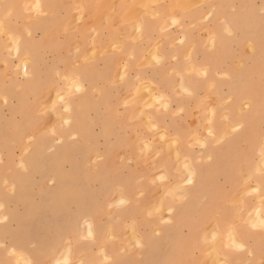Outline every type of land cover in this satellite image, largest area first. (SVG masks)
Instances as JSON below:
<instances>
[{"label":"rangeland","instance_id":"rangeland-1","mask_svg":"<svg viewBox=\"0 0 264 264\" xmlns=\"http://www.w3.org/2000/svg\"><path fill=\"white\" fill-rule=\"evenodd\" d=\"M31 1L33 0H0V17L3 16L6 20L7 29L19 36L22 44L30 49L28 53L26 52L27 54L16 51L14 43H11L13 41H11L10 33L0 32V216L1 221L10 223L12 236L16 237L20 243L29 244L32 248L47 246L59 255L62 264H72L74 262L70 254L72 244L77 239L89 241L95 237V224L101 228L108 225L107 237L122 242L120 236L122 226L128 220L126 215L128 217L129 215L142 216L146 221L155 220L156 217L163 222L175 221L171 203L176 205L186 201L187 191L196 188L198 183L197 172L202 175L203 169L202 164L196 167L191 157L183 156L181 149L187 145L201 147L210 138H213L215 142H228L232 140L231 135L240 129L242 124L237 126L231 124L233 107L236 103L234 95L229 93L220 101L214 83H210L209 93L205 97L207 105L204 107L200 104L197 107L193 131L185 136L171 135L168 128L157 121V113L168 116L172 111L171 98L160 91L159 84L139 78L137 84L128 90L122 83L128 71H124L125 68L121 62L119 63L121 68L115 71L114 78L109 80L106 86H102L103 88L97 85L90 87L83 83L80 73L65 69L63 59L67 61L71 57V65L81 67L86 61L97 63L101 55L121 49L120 42L112 40L109 41L108 46L100 47L98 30L93 29L94 25H88L90 24L87 22L90 21L89 8L86 5L83 6L80 0H62L63 2L54 0V2L57 1L58 7L53 14L48 8L41 11L35 10L36 6ZM82 1L85 4V1ZM112 1L111 3L114 4V0ZM144 1L147 0H139L136 8L152 9L157 0ZM191 1L198 3L201 0ZM256 1L259 13H264V5H260L262 0ZM113 4L108 3L109 6L112 5L110 9L115 8ZM106 9L109 10L110 15L107 17L110 18L114 11L111 10V13L110 9L107 7ZM72 13L74 16L76 14V19L74 16L72 19ZM82 13L85 14L84 18L81 17ZM158 14L160 15L159 12ZM239 17H242V20L237 33L242 38L236 42V50H241V55L248 57L246 59L238 54L236 63L243 69L236 76L244 83L252 77L246 69L248 61L252 57H257L260 51L257 50V45L251 37V32H255L250 28L253 22L249 23L246 20L249 12L243 10ZM165 18L169 21L167 27L178 23L175 17ZM42 19L45 20L46 26ZM205 19L206 24H212L214 18L211 17V12L205 16ZM69 20L72 23L69 24ZM57 21L60 23L62 21V30H59ZM221 21L227 33L235 31L230 27L226 17L222 16ZM255 22H258L259 31H264V17H260ZM83 24L88 25L89 28L84 30ZM54 25L55 30H51ZM194 27L198 29L199 25L195 23ZM203 31L207 33L206 44L212 50L216 40L214 30L205 26ZM262 36L261 38L264 39V33ZM86 40L88 43L85 52L82 53ZM228 47L234 49V43H229ZM93 53L95 58L92 57ZM25 54L26 57L29 54V59L25 57ZM150 56L151 59L158 61L155 51ZM260 56L264 61V52L259 53L258 57ZM22 58L26 60L23 59V62ZM224 60L228 62V58ZM33 65L36 67L35 73L31 70ZM122 69L125 72L124 77ZM204 71L207 73L206 70H198L192 66L184 71L170 70L169 76L178 77V81L172 84L173 89L179 94H191L192 91L182 84L181 77L188 73L201 75ZM254 72L261 74L257 77L260 79L259 83L264 85V65ZM219 75L225 79L234 80V74L229 71L220 72ZM98 76L97 74L94 78L97 79ZM31 79L33 82L29 84ZM75 79H79L81 83ZM77 83L81 86L78 87ZM149 85L154 86L150 88ZM228 86H224L226 90ZM47 98H50V111L47 108H41L42 105L45 106V103L47 105ZM152 98L158 100L153 101ZM159 101L163 103L162 106ZM156 102L158 103L155 104ZM219 104L226 106L219 121H222L227 129L225 127L221 135L215 132L214 127L217 121L216 107ZM240 104L241 106L237 108L242 115L252 107L248 98L241 100ZM127 111H129L128 114ZM143 111L148 114H143ZM203 111L209 113L205 123H202ZM45 123L47 125L53 123V125L47 126L49 127L47 129ZM259 141L263 143V148L258 150L260 158L254 170L264 172V138ZM166 156L174 159L176 165L173 167L164 165L162 162ZM206 159H211V156ZM197 160H204V158L199 154ZM163 171L166 174H162ZM241 171L243 174L241 187L229 201L237 206L239 221L262 222L259 218L262 216L264 220V191H261L259 183L246 173L244 168ZM191 172L194 173L193 176ZM226 176L229 178L230 173ZM225 185L226 190H232L235 183L232 179L225 182L211 179L207 187L214 192L221 190V187L223 189ZM182 193L184 196L180 195ZM241 194L244 198L247 195L256 194L259 196V204L254 209L248 208ZM131 206L133 209H130ZM258 213L262 215L259 216ZM242 214H245L244 218ZM255 214L257 215L254 216ZM219 216V214L213 216L211 225L206 230L209 238L208 251L212 256L221 254L218 244L224 239L229 246L239 242L238 239L232 240V231L237 237L233 227H229L222 238L223 234L218 228ZM257 216L260 221L255 218ZM90 222L92 225H88ZM89 228L91 231L88 230ZM111 232L115 236L112 237ZM133 232L138 235L137 229L132 225L126 237L133 239L136 235ZM171 232L177 238L176 249L181 248L184 251L186 245L181 240L183 231L174 229ZM157 233H161V230H157ZM32 242L33 244H30ZM62 244H64L63 249L57 251L56 248ZM68 247L71 248L68 250ZM13 253L16 254L18 264H24L25 258L29 260V257L23 258L19 251H13ZM22 253L26 255L25 252L22 251ZM103 256L105 260L111 259L110 255ZM51 263H54L53 259Z\"/></svg>","mask_w":264,"mask_h":264},{"label":"crops","instance_id":"crops-1","mask_svg":"<svg viewBox=\"0 0 264 264\" xmlns=\"http://www.w3.org/2000/svg\"><path fill=\"white\" fill-rule=\"evenodd\" d=\"M89 1L85 0V4L89 10L92 6V14L89 11L91 24V21L96 19L93 17L96 16L93 15V5L99 0H91V3ZM135 2L136 0H114L115 13L113 12L108 20L103 18V15L105 17L103 14L99 15L101 16L99 19L97 17L98 20H95L94 24H89L94 25V29L98 30L101 48L108 46L109 41L112 40L120 42V47L123 46L119 51L101 55L97 63L86 61L81 67L72 66L71 57L67 61L63 59L65 69L80 73L83 83L90 87H95V85L102 87L114 78L115 71L121 68L119 67L121 62L128 71L127 77L122 82L128 90L137 84L139 78L159 84L160 91L162 90L165 96L171 98L170 109L172 111L168 116L157 113V121L163 127H167L173 136H185L193 131L196 109L200 104L204 107L207 105L205 97L209 93L210 83H214L220 101L225 99L229 93L234 95L236 103L233 107L231 124L236 126L242 124V127L231 135L232 140L228 142H215L213 138H210L201 147L187 145L181 149L183 156L191 157L196 167L202 164L203 169L202 175L197 172L198 183L196 188L187 191L186 201L176 205L170 202L173 204L175 221L163 222L159 217H156L155 221H146L142 216L130 215L128 217L126 215L128 220L123 224L120 236L123 243L107 237L108 225L101 228L95 224L94 240L77 239L73 243L71 254L74 262L72 264H79L82 259L84 261L82 260L81 264H264V221L258 224L254 221H239L238 208L229 201L241 187L242 168L260 183L259 188L264 191V172L254 170L260 158L258 150L263 148V143L259 139L264 138V85L259 83L260 79L257 77L261 74L254 72L264 65L263 57H258L259 53L264 52V39L261 38L264 31H259L258 22L255 21L264 17V13H259L256 0H201L198 3H193L191 0H157L153 6L154 10L137 9L135 7L137 2ZM260 5H264V0ZM132 6L136 9V12L133 11L135 14L132 12L130 14ZM105 10L106 8L103 9L104 12ZM243 10L249 12L246 20L249 23L253 22L250 28L255 32H251V37L257 45V50L260 51L257 57H252L253 60L248 61L246 69L252 77L244 83L236 76L243 69L236 63L238 54L241 55V50H236V42L242 38L237 33V29L241 26L242 17L239 15ZM210 12L214 19L212 24H206L205 16ZM222 16L228 19L230 27L235 30L233 33H227L221 21ZM165 17H175L178 23L167 27L169 21ZM195 23L199 25L198 29H195ZM59 26V30H62V21L59 22ZM205 26L212 28L216 36L212 50L206 44L207 33L203 31ZM88 28V25L83 24L84 30ZM87 43L88 41L84 42L82 53L85 52ZM229 43H234V49L228 47ZM153 51L157 53L158 61L149 59ZM243 57L247 59L248 56ZM224 58H228V62ZM191 66L206 70L207 73L185 74L182 77V83L192 93L179 94L172 85L178 81V77L169 76V71H184ZM223 71L234 74V80L220 77L219 73ZM97 74L99 76L96 79L94 77ZM225 85H229L228 90L225 89ZM245 98H248L252 107L242 115L237 107L241 106L240 102ZM224 107L226 106L221 104L216 107L217 121L214 127L219 135L226 127L222 121H219L225 111ZM208 117L209 113L203 111L202 123H205ZM259 121L261 122L258 123ZM199 154L204 160H197ZM208 156H211V159H206ZM162 163L169 167L176 165V161L167 156ZM229 173L230 177L227 178L226 175ZM211 179L224 182L232 179L235 185L232 190H226L225 185L223 189L221 187V190L212 192L207 187ZM244 203L248 208L254 209L259 204V198L256 194H250L245 197ZM130 209H133V206ZM216 214L220 215L218 228L223 234L221 237L224 238L227 229L233 227L238 243L242 245L239 247V244L235 243L229 246L226 245L224 239L218 244L221 254L212 256L208 251L209 238L206 230ZM244 217L245 214H242V218ZM131 225L137 229V236H139H135L134 241L126 237ZM174 229H180L184 233L181 235V240L186 245L184 251L181 248L176 249L177 238L171 232ZM157 230H161V233H157ZM63 247L64 244L59 245L56 250L61 251ZM13 251L25 252L29 257V262L31 261L30 264H52V259L53 264H62L59 255L49 247L43 245L32 248L29 244L20 243L16 237L12 236L10 223L1 221L0 216V264H18ZM104 252L110 255L111 259L105 260Z\"/></svg>","mask_w":264,"mask_h":264},{"label":"bare ground","instance_id":"bare-ground-1","mask_svg":"<svg viewBox=\"0 0 264 264\" xmlns=\"http://www.w3.org/2000/svg\"><path fill=\"white\" fill-rule=\"evenodd\" d=\"M25 1H28V0H25ZM84 1H85V0H84ZM90 1H91V0H90ZM90 1H89V2H90ZM104 1H105V3H104ZM106 1H107L109 4H113V3H111L112 0H111V1H110V0H99V1L96 2V4L93 5V7H94V8H93V12H94L93 15L95 14L96 16H93V15H92V16L94 17V19L96 18V19H95L96 21H97V20L99 19V17H101L103 14H106L105 17H104V15H103V18H105V19L108 18L107 16L110 15L109 10L106 9V10H105L106 12L103 11V9L106 8V7H104V6H107L108 9H110V7H112V5L109 6L108 3H107ZM138 1H139V0H137L136 2L138 3ZM147 1H148V2H151L150 0H147ZM147 1H144V2H147ZM79 2H80L83 6H84V5H87V4H84L82 0H80ZM112 2H113V1H112ZM124 2H125V1H124ZM136 2H135V3H136ZM144 2H143V3H144ZM193 2H194V1H193ZM31 3H32V4L34 3V5L36 6V9H35V10H37V11H41V10H45V8H48L53 14H55V10H56L57 7H58L57 1L54 2V0H33V1H31ZM90 3H91V2H90ZM103 3H104L105 5H103ZM106 3H107V4H106ZM132 3H133V2H132ZM137 3H136L137 6H135V7H138V4H137ZM141 3H142V2H141ZM178 3H179V2H178ZM187 3H188V2H187ZM189 3H190V2H189ZM194 3H195V2H194ZM115 4H116V3H115ZM122 4H123V3H122ZM139 4H140V3H139ZM146 4H147V3H146ZM174 4H175V3H174ZM192 4H193V3H192ZM88 5H89V4H88ZM102 5H103V7H102ZM113 5H114V4H113ZM124 5H125V4H124ZM133 5H134V4H133ZM147 5H148V4H147ZM152 5H153V4H152ZM152 5H151V6H152ZM187 5H188V4H187ZM29 6H30V5H29ZM69 6H70V5H69ZM90 6H91V4H90ZM90 6H89V7H90ZM108 6H109V7H108ZM114 6H115V5H114ZM114 6H113V8H114ZM142 6H144V5H142ZM153 6H154V5H153ZM175 6H177V5L175 4ZM190 6H191V5H190ZM77 7L79 8L78 4H77ZM135 7L132 6V9H133V8H134V9H133V10L130 9V14H131V12L134 13V12H133L134 10H135V12H136ZM149 7H150V4H149ZM91 8H92V6L90 7V10H89L90 13H91V10H92ZM102 8H103V9H102ZM176 8H177V7H176ZM139 9H140V8H139ZM147 9H149V8H147ZM157 9H158V8H157ZM111 10H112V12L114 11V9H110V12H111ZM121 10H122V9H121ZM140 10H141V9H140ZM142 10H143V9H142ZM152 10H154V7H152ZM37 11H35V12H37ZM87 11H88V10H87ZM87 11H85V12H87ZM112 12H111V13H112ZM183 12H184V11H183ZM37 13H38V12H37ZM37 13H36V14H37ZM74 13H75V12H74ZM74 13H72V19L76 16V14H75V16L73 15ZM88 13H89V12H88ZM88 13H86V14H88ZM90 13H89V14H90ZM107 13H108V15H107ZM114 13H115V12H114ZM137 13H138V10H137ZM139 13H140V11H139ZM91 14H92V13H91ZM134 14H135V13H134ZM37 15H38V14H37ZM37 15H35V16H37ZM84 15H85V14H84ZM84 15H83V13H82L81 17L84 18ZM99 15H101V16H99ZM111 15H112V14H111ZM73 16H74V17H73ZM86 16H87V15H86ZM86 16H85V17H86ZM92 16H90V17H92ZM130 16H131V15H130ZM132 16H133V14H132ZM138 16H139V15H138ZM138 16H137V17H138ZM37 17H38V16H37ZM54 17H55V16H54ZM97 17H98V19H97ZM117 17H118V16H117ZM103 18H102V21H103ZM75 19H76V17H75ZM79 19H81V18H79ZM90 19H91V18H90ZM42 20H43V19H42ZM70 20H71V19H70ZM70 20H69V22H68L69 24H70V22L72 23V21H70ZM82 20H83V19H82ZM86 20H88V19H86ZM92 20H93V18H92ZM95 20H94V21H91V22L94 24V23H95ZM138 20H140V18H139ZM138 20H137V21H138ZM80 21H81V20H80ZM100 21H101V20H100ZM100 21H99V22H100ZM159 21H161V20H159ZM167 21H168V20H167ZM57 22H59V21H57ZM87 22H89V21H87ZM87 22H86V23H87ZM104 22H105V21H104ZM140 22H141V21H140ZM43 23H44L45 26H46V22H45V20H43ZM89 23H90V22H89ZM97 24H98V23H97ZM100 24H101V23H100ZM140 24H141V23H140ZM75 25H77V24H75ZM88 25H89V24H88ZM90 25H91V24H90ZM165 25H166V24H165ZM60 26H61V25H60ZM60 26H59V27H60ZM7 27H8V26H7V23H6V20L4 19V17H3V16L0 17V32H3V31H6V32H7V31H8V34L10 33V37L12 38L11 41H13V42H11L10 40H9V41H10L11 43H14V45H15V50H16V51H19V52H22V53H26V52L28 53L30 49L27 48V46H24V45L22 44V42L20 41L19 36L15 35V34H14L13 32H11V31H9V30L7 29ZM52 27L54 28L55 25L52 26ZM78 27H79V24H78L77 28H78ZM94 27H95V26H94ZM94 27H93V29H94ZM117 27H118V26H117ZM130 27H131V26H130ZM53 28H52L51 30H55V28H54V29H53ZM74 28H75V26H74ZM60 29H61V28H60ZM98 29H99V28H98ZM229 29H230V28H229ZM112 31H113V30H112ZM140 32H141V31H140ZM136 33H137V32H136ZM138 34H139V33H138ZM139 35H140V34H139ZM109 36H110V35H109ZM116 36H117V35H116ZM140 36H141V35H140ZM136 37H137V36H136ZM143 37H144V36H143ZM77 38H78V37H77ZM122 38H123V37H122ZM116 39H117V38H116ZM81 40H82V39H81ZM113 40H114V39H113ZM86 41H87V40H86ZM135 41H136V40H135ZM10 42H9V43H10ZM132 42H133V41H132ZM79 43H80V41H79ZM95 44H96V43H95ZM132 44H133V43H132ZM212 44H213V43H212ZM5 45H6V44H5ZM77 45H78V44H77ZM110 45H111V44H110ZM96 46H97V45H96ZM96 46H95V47H96ZM115 46H116V45H115ZM148 46H149V45H148ZM78 47H79V45H78ZM121 47H123V46H121ZM109 50H112V49H109ZM95 51H96V50H95ZM137 51H138V50H137ZM149 51H150V49L148 50V52H149ZM81 52H82V51H81ZM27 53H26V54H27ZM158 53H159V52H158ZM26 54H25V57H26ZM147 54H149V53H147ZM20 55H21V54H20ZM28 55H29V54H28ZM28 55H27L26 58H28ZM75 55H76V53H75ZM91 55H92V54H91ZM91 55H90V56H91ZM22 56H23V55H22ZM189 56H190V55H189ZM92 57H94V53H93V56H92ZM155 57H156V56H155ZM26 58H25V59L22 58V61L24 62V60H26ZM94 58H95V57H94ZM157 58H158V57H157ZM23 59H24V60H23ZM28 59H29V58H28ZM80 59H81V58H80ZM149 59H151V58H149ZM155 59H156V58H155ZM77 60H78V59H77ZM27 61H28V60H27ZM29 61H30V60H29ZM81 62H82V61H81ZM79 63H80V62H79ZM145 63H146V62H145ZM152 63H153V62H152ZM150 67H151V66H150ZM152 67H153V66H152ZM164 67H165V66H164ZM35 68H36L35 65H33V67L31 68L32 72L35 71ZM164 70H165V69H164ZM193 70H194V69H193ZM198 70H199V69H198ZM124 71H125V69H124ZM124 71H123V69H122V72H124ZM34 73H35V72H34ZM203 73H205V71H204ZM124 76H125V72H124V74H123V77H124ZM179 76H180V75H179ZM180 77H181V76H180ZM75 78H76V77H75ZM175 78H176V77H175ZM181 78H182V77H181ZM120 79H122V77H121ZM75 80H76V79H75ZM78 80H79V79H77L76 81L79 82ZM73 81H74V79H73ZM32 82H33V80L31 79V80L29 81V84L32 83ZM181 82H182V80H181ZM181 82H180V83H181ZM71 83H72V82H71ZM79 83H81V82H79ZM79 83H77L78 87L81 86V85H79ZM180 83H179V84H180ZM182 84H183V83H182ZM66 85H67V84H66ZM153 86H154V85H153ZM153 86H150V85H149L150 88H153ZM158 88H159V87H158ZM51 89H52V88H51ZM98 90H99V89H98ZM145 90H146V89H145ZM147 91H148V90H147ZM150 91H151V90H150ZM161 91H162V90H161ZM55 92H56V91H55ZM118 92H119V91H118ZM140 92H142V91L140 90ZM143 92H144V91H143ZM145 92H146V91H145ZM171 92H172V91H171ZM147 93H148V92H147ZM175 93H176V92H175ZM140 94H141V93H140ZM140 94H139V95H140ZM151 94H152V93H151ZM157 94H158V93H157ZM135 95L137 96V94H135ZM135 95H134V96H135ZM159 95H160V94H159ZM66 96H67V94H66ZM41 97H42V96H41ZM48 97H49V96H48ZM131 97H132V96H131ZM144 97H145V96H144ZM154 97H156V96H154ZM60 98H61V97H60ZM156 98H157V97H156ZM156 98H155V99L152 98V100H153V101H154V100H158V99H156ZM158 98H161V100H164V98L162 99V97H159V96H158ZM40 99H41V98H40ZM49 99H50V98H49ZM49 99H48V98L46 99L47 105L50 103V102H49V101H50ZM51 99H52V98H51ZM55 99H56V98H55ZM63 100H64V99H63ZM130 100H131V99H130ZM159 100H160V99H159ZM161 100H160V101H161ZM207 100H208V99H207ZM56 101H57V100H56ZM65 101H66V100H65ZM136 101H137V100H136ZM148 101H149V100H147V102H148ZM150 101H151V98H150ZM150 101H149V102H150ZM160 101H159V102H160ZM43 102H45V100H44ZM51 102H52V101H51ZM66 102H67V101H66ZM151 102H152V101H151ZM151 102H150V104H151ZM161 102H162V101H161ZM161 102H160V106H162V104H163V103H161ZM165 102H166V101H165ZM157 103H158V102H156L155 104H157ZM167 103H168V102H167ZM52 104H54V103H52ZM128 104H129V103H128ZM135 104H136V103H135ZM47 105H46V103H45V106H47ZM137 105H138V104H137ZM45 106L42 105L41 108H42V109H46V108H47V110H49V108H50V104H49V106H47V107H45ZM164 106H165V105H164ZM34 108H35V107H33V109H34ZM140 108H142V107H140ZM136 109H137V107H136ZM136 109H135V110H136ZM143 109H145V108H143ZM34 110H35V109H34ZM47 110H46V111H47ZM141 110H142V109H141ZM49 111H50V110H49ZM135 112H136V111H135ZM212 112H213V111H212ZM39 113H40V112H39ZM41 113H42V112H41ZM55 113H56V114H55ZM55 113H54V114L57 116V112H55ZM142 113L144 114V113H147V112L143 111ZM51 114H52V113H51ZM147 114H148V113H147ZM42 115H43V114H42ZM48 116H49V115H48ZM51 116H52V115H51ZM137 116H138V115H137ZM140 116H141V113L139 114V117H140ZM143 116H144V115H143ZM144 117H145V116H144ZM53 118H59V117H53ZM60 118H62V117L60 116ZM63 118H65V117H63ZM146 119H148V118L146 117ZM49 120H50V119H49ZM61 120H62V119H61ZM144 120H145V119H144ZM149 120H150V119H149ZM151 120H152V119H151ZM151 120H150V121H151ZM53 121H55V120H53ZM147 121H148V120H147ZM48 122H49V121H48ZM148 123H149V122H148ZM49 124H50V125H53V123H49ZM155 124H156V123H155ZM50 125H47V124L45 123V128L48 129L49 127H47V126H50ZM156 125H157V124H156ZM42 126H43V125H42ZM50 127H51V126H50ZM150 127H151V126H150ZM158 127H159V126H158ZM208 127H209V126H208ZM52 128H54V127H52ZM154 129H155V128H154ZM161 130H162V129H161ZM210 130H212V129H210ZM33 131H34V130H33ZM52 131H53V130H52ZM159 131H160V130H159ZM165 132H166V131H165ZM163 133H164V132H163ZM166 134H167V133H166ZM214 134H216V133H214ZM212 135H213V134H212ZM157 136H158V135H157ZM162 136H163L164 138L166 137V136H164V135H162ZM220 137H221V136H220ZM136 138H137V136H136ZM142 138H143V137H142ZM158 138H159V136H158ZM164 140H165V139H163V141H164ZM169 140H170V139H169ZM142 141H143V140H142ZM160 141H161V139H160ZM204 141H206V140H204ZM138 142H139V141H138ZM203 143H205V142H203ZM176 144H177V143H176ZM194 144H195V143H194ZM141 145H142V144H141ZM150 145H151V144H150ZM147 146H149V145H147ZM131 147H132V146H131ZM145 147H146V146H145ZM150 147H151V146H150ZM169 147H170V146H169ZM173 147H175V145H173ZM148 148H149V147H148ZM148 150H149V149H148ZM177 151H179V150L177 149ZM146 152H147V151H146ZM146 152H145V153H146ZM154 152H155V151H154ZM154 152H153V153H154ZM175 153H177V152H175ZM175 153H174V154H175ZM124 154H125V153H124ZM122 155H123V154H122ZM176 156H177V154H176ZM155 158H156V157H155ZM153 159H154V158H153ZM121 160H122V159H121ZM151 160H152V159H151ZM156 160H157V159H156ZM181 161H182V160H181ZM188 161H189V160H188ZM153 162H154V161H153ZM157 162H159V160H158ZM151 163H152V162H151ZM154 163H155V162H154ZM182 163H183V162H182ZM157 164H158V163H157ZM262 164H263V163H262ZM263 165H264V164H263ZM263 165H262V166H263ZM110 166H111V165H110ZM121 166H122V165H121ZM186 166L188 167V163H187ZM189 166H190V165H189ZM183 167H185V166H183ZM190 168H191V167H190ZM192 168H193V167H192ZM95 169H96V168H95ZM186 169H187V168H186ZM189 170H190V169H189ZM193 172H194V171H193ZM163 173L166 174L164 171L162 172V174H163ZM189 173H190V172H189ZM191 174H192V176L194 175V173H192V172H191ZM189 175H190V174H189ZM192 176H190V177L192 178ZM163 177H164V176H163ZM20 178H21V176H20ZM26 178H27V177H26ZM154 178H155V177H154ZM21 179H22V178H21ZM164 179H165V178H164ZM156 180H157V179H156ZM160 180H161V179H160ZM181 180H182V179H181ZM188 182H189V181H188ZM188 182H187V183H188ZM259 184H260V183H259ZM161 185H162V184H161ZM177 185H178V183H177ZM180 185H181V184H180ZM248 185H249V184H248ZM252 186H253V185H252ZM249 188H250V186H249ZM163 189H164V188H163ZM162 191H163V190H162ZM165 191H166V190H165ZM165 191H164V192H165ZM173 191H174V190H173ZM175 191H176V190H175ZM242 191H243V190H242ZM257 191H258V190H257ZM122 192H123V191H122ZM255 192H256V191H255ZM141 193H142V192H141ZM117 194H118V193H117ZM177 194H178V193H177ZM161 195H162V194H161ZM180 195L182 196L183 193L180 194ZM259 195H260V194H259ZM261 195H262V194H261ZM158 196H159V195H158ZM183 196H184V195H183ZM240 196L243 197L242 194H241ZM258 197H259V196H258ZM260 197H261V196H260ZM162 198H163V197H162ZM160 199H161V198H160ZM237 199L239 200V198H237ZM243 199H245V198L243 197ZM156 200H157V199H156ZM162 201H164V200L162 199ZM162 201H161V202H162ZM241 201H242V199H241ZM243 201H244V200H243ZM123 202H126V201H123ZM161 202H160V203H161ZM167 203H168V202H167ZM172 203H173V202H172ZM120 204H121V203H120ZM116 205H117V204H116ZM161 205L163 206V203H162ZM172 205H173V204H172ZM142 207H143V206H142ZM215 207H216V206H215ZM160 208H161V207H160ZM153 209H154V208H153ZM161 209H162V208H161ZM162 210H163V209H162ZM259 210H260V209H259ZM259 210H258V211H259ZM160 211H161V210H160ZM163 211H164V210H163ZM163 211H162V212H163ZM156 212H157V211H156ZM164 212H165V211H164ZM168 212H170V211H168ZM112 213H114V212H112ZM147 213H148V212H147ZM158 213H159V211H158ZM258 214H259V216H260L261 213H258ZM256 215H257V214H255L254 216H256ZM261 215H262V214H261ZM129 216H130V215H129ZM163 217H164V216H163ZM261 217H262V216H260L259 219H261L262 222H263V221H264V220H263V217H262V218H261ZM99 218H100V217H99ZM169 218H170V217H169ZM255 218L258 219V216L255 217ZM255 218L253 217V219H255ZM257 219H256V220H257ZM259 219H258L257 221H260ZM99 220H100V219H99ZM171 220H172V219H171ZM204 220H205V219H204ZM154 221H155V220H154ZM120 222H121V221H120ZM263 223H264V222H263ZM89 224L92 225V222L88 223V225H89ZM257 224H258V223H257ZM257 224H256V225H257ZM261 225H263V224H261ZM86 226H87V224H86ZM131 226H132V225H131ZM89 227H91V226H89ZM116 227H117V226H116ZM133 227H134V226H133ZM80 228H81V227H80ZM129 228H130V227H129ZM131 229H132V228H131ZM133 229H134V228H133ZM133 229H132V230H133ZM88 230H90V228H89ZM196 230H197V229H196ZM90 231H91V230H90ZM134 231H135V229H134ZM87 232H88V231H87ZM92 232H93V231H92ZM112 232H113V231H112ZM112 232H111V235H112ZM131 232H132V231H131ZM93 233H94V232H93ZM93 233H91V234H93ZM133 233H134V232H133ZM216 233H217V232H216ZM231 233H232L231 235L233 236L232 240H237V237L235 236V232L232 231ZM91 234H90V235H91ZM113 234H114V233H113ZM130 234H132V233H130ZM134 234H136V233H134ZM218 234H219V233H218ZM101 235H102V234H101ZM136 235H137V234H136ZM136 235H134V236H136ZM209 235H210V233H209ZM219 235H221V234H219ZM113 236H115V235H112V237H113ZM134 236H133V239H132L133 241H134ZM217 236H218V235H217ZM112 237H111V238H112ZM137 237H139V236H137ZM213 237H215V236H213ZM93 238H94V237H93ZM93 238H92V239H93ZM130 238H131V237H130ZM82 239H83V238H82ZM137 239H139V238H137ZM137 239H135V240H137ZM89 240H90V239H89ZM93 240H94V239H93ZM84 241H85V240H84ZM70 242H71V241H70ZM70 242H69V243H70ZM90 242H91V241H90ZM138 242H141V241L138 240ZM69 243H68V244H69ZM85 243H86V242H85ZM141 243H142V242H141ZM227 243H228V242H227ZM232 243H233V241H232ZM235 243H236V242H234V244H235ZM134 244H135V243H134ZM238 244H239V243H238ZM70 245H71V243H70ZM70 245H69V246H70ZM72 245H73V244H72ZM140 245H141V244H140ZM241 245H242V244H240V246H239V245H238V246L241 247ZM137 246L139 247V244H138ZM198 246H199V245H198ZM121 247H122V246H121ZM70 248H71V247H70ZM70 248L68 247V250H69ZM103 248H104V247H103ZM123 248H124V247H123ZM187 248H188V247H187ZM71 249H72V248H71ZM19 252H21L20 255H21V256L23 255V256H22L23 258L28 257L27 255H25L24 253H22V251H19ZM68 253H69V251H68ZM68 253H67V254H68ZM104 253H105V252H104ZM70 254H71V253H70ZM105 254H106V253H105ZM71 255H72V254H71ZM21 256H20V258H21ZM116 256H117V255H116ZM104 258H105V257H104ZM107 258H108V257H107ZM67 259H68V257H67ZM109 259H110V258H109ZM24 260H25V262H23L24 264H30V263H31V261L29 262L28 258H25ZM30 260H31V259H30ZM82 260H83V259H82ZM82 260H81V262H82ZM83 261H84V260H83ZM19 262H20V261H19ZM47 262H48V261H47ZM81 262H80V264H81ZM42 264H43V263H42ZM67 264H68V263H67ZM206 264H207V263H206ZM262 264H263V263H262Z\"/></svg>","mask_w":264,"mask_h":264},{"label":"snow or ice","instance_id":"snow-or-ice-1","mask_svg":"<svg viewBox=\"0 0 264 264\" xmlns=\"http://www.w3.org/2000/svg\"><path fill=\"white\" fill-rule=\"evenodd\" d=\"M79 90V89H78Z\"/></svg>","mask_w":264,"mask_h":264}]
</instances>
